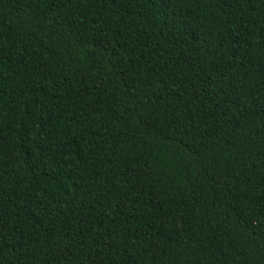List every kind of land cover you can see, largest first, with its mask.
<instances>
[{
    "label": "trees",
    "instance_id": "trees-1",
    "mask_svg": "<svg viewBox=\"0 0 264 264\" xmlns=\"http://www.w3.org/2000/svg\"><path fill=\"white\" fill-rule=\"evenodd\" d=\"M0 264H264V0H0Z\"/></svg>",
    "mask_w": 264,
    "mask_h": 264
}]
</instances>
